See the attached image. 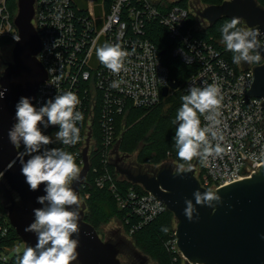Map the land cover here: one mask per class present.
<instances>
[{
	"label": "built area",
	"instance_id": "obj_1",
	"mask_svg": "<svg viewBox=\"0 0 264 264\" xmlns=\"http://www.w3.org/2000/svg\"><path fill=\"white\" fill-rule=\"evenodd\" d=\"M179 1L181 3H177ZM204 8V5H194L191 0L35 2L33 24L42 43L37 57L48 76L39 86L34 106L39 108L57 94L72 91L81 101L77 110L84 115L83 123L77 122L81 138L75 146L55 140L59 126L45 128L41 124L43 134L53 140L44 147L61 148L72 153L83 169L84 148L88 145L90 165L91 159L98 163L94 169L96 186L108 189L120 209H128L138 218L130 228L131 234L168 209L141 185L140 191L135 186L124 191L118 185L120 180H116L118 175H113L115 172L111 166L114 165L107 162L108 152L120 136L118 123L125 111L159 105L164 97L163 88L168 87L171 95L179 89L188 93L191 86L216 83L221 87L224 99L220 109V132L223 136L220 143L225 151L221 156L201 160L198 177L203 187L209 189L214 182L215 189H218L233 181L252 177V172L264 164V98L249 95L254 83L253 69L258 63L234 64L211 40L197 35V30L207 25L199 15ZM17 11L18 7L16 12L10 9L8 0H0V38L11 46L17 43L15 37H20L15 24ZM153 25L166 29L172 42V56L194 66V71L183 83L171 77L161 48L149 37ZM55 42L56 47L53 46ZM106 43H119L130 53L125 61L126 70L119 75L106 69L96 56V49ZM259 43L264 47V34ZM114 80L123 81L118 89L110 87ZM177 81L178 89L172 88L171 83ZM206 123L202 117V126ZM24 150L21 144L18 152ZM4 180V176L0 177V185ZM81 201L85 204L83 196ZM0 230L7 235L9 226L1 225ZM177 240L175 229L166 242V248L171 253H179L188 264ZM9 251V247L1 250L0 264L12 260L14 254Z\"/></svg>",
	"mask_w": 264,
	"mask_h": 264
},
{
	"label": "water",
	"instance_id": "obj_2",
	"mask_svg": "<svg viewBox=\"0 0 264 264\" xmlns=\"http://www.w3.org/2000/svg\"><path fill=\"white\" fill-rule=\"evenodd\" d=\"M36 0H17L15 24L20 39L13 46L12 60L7 62L0 78L2 89H7L0 99V172L11 189L19 198L7 206V217L20 239L27 246H35L37 236L24 229L35 220L34 209L42 208L37 202L39 196L46 195L45 185L41 184L36 191L30 190L22 174V165L17 159L18 149L9 141L8 132L17 122L16 105L21 97L30 98L34 105L41 83L47 79V71L38 59L41 51V38L33 24ZM199 15L210 22V25L223 18L239 17L241 23L249 29L258 28L259 38L264 34V7L258 0H223L219 4H210ZM260 44V43H259ZM261 61L254 69V83L249 95L264 98V47L258 49ZM165 51H162L164 54ZM178 89L179 82L171 83ZM164 97L169 95V88H163ZM130 108L125 111L128 114ZM121 135L108 152L107 162L113 164L118 175L116 180L127 179L141 185L145 190L161 200L178 220L176 235L177 244L188 264H264V164L246 177L215 189L222 202L216 204L215 214L207 206L196 205L197 213L189 221L184 215L185 199L195 204L193 193L196 190L207 191L198 177V158L193 160L190 171L178 173L181 164L176 159L164 158L156 164L137 161L140 148L132 153L120 151ZM25 161L29 159L24 157ZM15 160L11 168L8 165ZM88 145L84 148V167L81 179L73 183L81 201V188L86 183L90 170ZM163 167V168H162ZM188 165H185L187 169ZM143 168L141 172H135ZM147 170H157L155 173ZM84 204L80 205L79 240L77 248L80 264H122L119 259L117 243L104 241L97 229L85 220ZM198 217V218H197ZM140 256V251H139ZM146 256H140L137 264H145Z\"/></svg>",
	"mask_w": 264,
	"mask_h": 264
},
{
	"label": "clouds",
	"instance_id": "obj_3",
	"mask_svg": "<svg viewBox=\"0 0 264 264\" xmlns=\"http://www.w3.org/2000/svg\"><path fill=\"white\" fill-rule=\"evenodd\" d=\"M240 23L241 19L234 17L221 26V43L233 53L235 64L259 63L260 30L239 27ZM15 39L18 42L20 37ZM53 46H57L56 42ZM129 55L119 43H106L96 49L99 62L115 75L126 70L125 61ZM122 82L114 80L110 87L118 89ZM6 91L7 89L0 90V99H3ZM223 99L221 87L216 83L203 87L191 86L188 94L181 97L182 105L172 121L176 125L174 144L177 157L188 163V167L186 169L185 164L181 163L178 173L190 171V162L193 159L207 160L224 153L225 149L220 143L223 140L220 132V109ZM80 103L76 93L65 91L57 94L54 99L47 100L39 108L27 97H21L16 105L17 122L8 132L9 141L17 149L21 144L24 146L25 150L18 152L17 159L22 165L21 171L30 190L36 191L44 184L46 193L37 198V202L44 207L34 209L35 220L24 229L25 232L36 234L37 243L34 247L24 248L22 254L17 256V264H74L77 261L79 240L73 236H78L80 232L78 221L81 201L73 183L81 179L82 169L72 153L61 148L44 147L53 140L43 134L40 125L45 128L50 125L59 126L55 140L63 145L75 146L81 138L77 122L84 121L83 113L77 110ZM201 116L207 122L203 126ZM42 148L44 150L41 152ZM25 156L30 158L25 161ZM15 162L11 161L8 168ZM2 176L3 173L0 172V177ZM193 195L195 204L191 199H185L184 215L189 221H192L197 213L196 205L212 208L214 215L216 204L222 202L221 196L211 189L203 193L196 190ZM161 230L167 232V228ZM15 251L20 253L19 248Z\"/></svg>",
	"mask_w": 264,
	"mask_h": 264
},
{
	"label": "trees",
	"instance_id": "obj_4",
	"mask_svg": "<svg viewBox=\"0 0 264 264\" xmlns=\"http://www.w3.org/2000/svg\"><path fill=\"white\" fill-rule=\"evenodd\" d=\"M204 1L208 4H219L223 2V0ZM258 2L264 7V0H258ZM177 3H181V1ZM8 4L10 9L13 12H16L17 0H8ZM230 21L231 19L229 18L220 19L212 26H208L206 29L197 30V35L211 40L212 43L224 53L226 58L234 63L232 59L233 53L228 51L221 43L222 37L220 33L221 26ZM238 26L243 27L244 25L240 23ZM149 37L161 48L162 51H165L163 54V60L170 69L171 77H174L183 83L188 75L194 71V66L188 65L180 59L172 56L170 51L172 42L168 39L166 29L162 26L155 25L151 28ZM6 42L7 40L0 38V45ZM186 94L188 93L179 89L173 94L167 96V98L172 102V105L167 113L161 114L160 112H151L145 117L140 118L144 112L155 109L160 105L159 104L150 109H132L128 114L122 116L118 123V133L121 135L120 150L131 152L141 147L138 155L139 160L143 163L149 164L161 162L164 157L168 156V153H172L175 157H177V149L174 144L176 125H174L172 121L175 119L177 111L182 105L181 97ZM165 98L166 97H163V99ZM200 118L202 123V116ZM126 123L127 125L132 123L131 127H126ZM125 127L127 129H125ZM181 162L186 163L184 161ZM91 166L92 168L87 176L86 183L81 188L82 196L83 194H89L87 200L89 202L90 209L89 213L85 215V220L96 228V223L100 221L98 210L99 206H97V201L104 199L111 201L112 199L118 210H120L124 216L127 227L130 229L135 225V223H137L138 218L134 214L130 213L128 209H120L114 195L108 189H100L96 186V173L94 172V169L98 166V163L94 159H91ZM111 169L115 172V168L113 166H111ZM141 171L139 170L137 172ZM118 185L124 191L131 186H135V188L139 191L142 190L139 185H133L125 179L118 181ZM173 219L174 214L170 210H165L153 221L138 229L133 235H137L138 243L140 245L147 248L149 251L158 252L162 264H186L183 257L179 253H171L166 248V242L171 238L173 232L175 231V228L171 230V222ZM4 224L9 226V232L7 235H3L0 230V252L5 247L12 249L17 244L22 242L16 230L10 225L7 212L5 214L0 213V226ZM162 228H167V232H163L161 230ZM20 254L22 253L20 252L19 254H14L12 260L6 264H17V256ZM175 257L177 258L176 260Z\"/></svg>",
	"mask_w": 264,
	"mask_h": 264
},
{
	"label": "rangeland",
	"instance_id": "obj_5",
	"mask_svg": "<svg viewBox=\"0 0 264 264\" xmlns=\"http://www.w3.org/2000/svg\"><path fill=\"white\" fill-rule=\"evenodd\" d=\"M159 1V0H157ZM187 1V0H186ZM194 5H205L208 6L207 2L204 0H191ZM206 20V19H205ZM207 25L204 29H206L210 25V22L208 20ZM245 28V26H243ZM12 50L13 46L10 45L9 42L3 43L0 45V75L3 74V71L6 67L7 62L12 60ZM247 64V63H243ZM172 102L167 97L163 99L159 106H157L153 110H149L144 112L140 118L145 117L148 113L151 112H160L161 114L167 113L169 108L171 107ZM132 123L128 124L126 123V127H131ZM125 127V129H127ZM120 150V148H119ZM122 151V150H120ZM133 151L129 152L132 153ZM140 152V151H139ZM139 155V153H138ZM137 155V161L141 162L139 160V157ZM174 158L178 162L182 163L177 157H175L172 153L164 158ZM194 160V159H193ZM193 160L190 162V164H193ZM198 163L200 165V159H198ZM156 164V163H153ZM185 165H188V163H184ZM19 198V195L11 189L9 184L6 180H4L0 185V213L5 214L7 212V206L10 205L11 201L14 199ZM86 194H83L84 199V209H85V215L89 213V202L87 200ZM97 206H99V216L100 221L96 223L97 231L100 235V237L104 241H110L114 243H118L119 248V259L121 260L122 264H137L140 261V256H146L145 259H147L145 264H162L160 261L158 252H152L149 251L147 248L143 247L138 243L137 235H133L130 232V229L127 227V224L124 220V216L118 210L116 204L114 201H107V199L104 200H98ZM6 211V212H5ZM171 230L173 228L177 229L178 220L174 215V219L172 220ZM26 247L25 243L22 241L21 243L17 244L15 247L10 249V254H16L15 251L17 248L20 249V252L22 253L24 248ZM140 251V256H139ZM74 264H80L78 261H75Z\"/></svg>",
	"mask_w": 264,
	"mask_h": 264
},
{
	"label": "flooded vegetation",
	"instance_id": "obj_6",
	"mask_svg": "<svg viewBox=\"0 0 264 264\" xmlns=\"http://www.w3.org/2000/svg\"><path fill=\"white\" fill-rule=\"evenodd\" d=\"M163 168V167H162ZM135 172L143 170V168H139V170L133 169ZM150 173H155L157 170H147ZM118 244V243H117Z\"/></svg>",
	"mask_w": 264,
	"mask_h": 264
},
{
	"label": "crops",
	"instance_id": "obj_7",
	"mask_svg": "<svg viewBox=\"0 0 264 264\" xmlns=\"http://www.w3.org/2000/svg\"><path fill=\"white\" fill-rule=\"evenodd\" d=\"M204 6H205V5H204ZM205 7H207V6H205ZM204 9H205V8H204ZM204 9H203V10H204ZM203 10H202V11H203ZM200 17H201V16H200ZM201 18H202V17H201ZM202 19H203V18H202ZM243 25L245 26V28H248L245 24H243Z\"/></svg>",
	"mask_w": 264,
	"mask_h": 264
}]
</instances>
